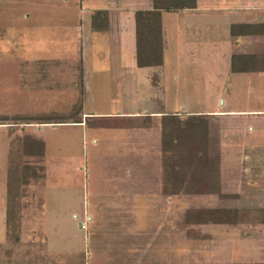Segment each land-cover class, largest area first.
Wrapping results in <instances>:
<instances>
[{
	"label": "rangeland",
	"instance_id": "rangeland-1",
	"mask_svg": "<svg viewBox=\"0 0 264 264\" xmlns=\"http://www.w3.org/2000/svg\"><path fill=\"white\" fill-rule=\"evenodd\" d=\"M150 4L0 0V116L38 119L71 112L77 102L72 89L78 85L75 51L80 45L85 114L264 112V82L232 74L224 58L219 63L214 58L209 19L220 15L213 10L200 14L206 22L197 26L198 40L185 36L179 14L163 15L164 78L161 89L149 88L147 71L136 68L133 58L131 10ZM101 8H107L113 20L123 17L124 23L117 24L121 33L90 32L84 16ZM148 121L132 122L142 128L125 131L96 130L92 123L0 122V264L200 263L209 256L198 250L203 241L195 239L197 229L209 227L187 225V211L264 208V115L212 116L208 123L215 166L212 190L240 194L231 199L218 198L215 192L183 195L179 190L170 198L162 196L159 122ZM122 139L128 143L125 147ZM13 167L16 185L8 192ZM8 196L15 197L14 202ZM10 207L13 222L7 220ZM238 242L231 257L250 255L252 261H261ZM208 252L216 260L230 253Z\"/></svg>",
	"mask_w": 264,
	"mask_h": 264
},
{
	"label": "crops",
	"instance_id": "crops-1",
	"mask_svg": "<svg viewBox=\"0 0 264 264\" xmlns=\"http://www.w3.org/2000/svg\"><path fill=\"white\" fill-rule=\"evenodd\" d=\"M207 1V2H206ZM202 4L198 2V0H194L191 4L183 5V7L177 12H162L161 14V38H162V64L159 66H151L144 65L140 66L137 62V42H136V20L134 18V14L136 11L143 10L148 11L152 10L154 7V2L151 0V4L148 8H139L131 10V17L133 20L134 26V40L135 47L133 58L135 62V66L138 69L146 70L148 73V83L149 88L154 90L161 89V82L163 80L162 76V68L165 61V51H164V32H163V22L162 18L165 13L179 14L181 16V21L179 25L184 27L186 30L185 36H191L193 39L198 40L200 30L197 27L200 22H206L204 19H199L202 12H208L213 10L214 12L219 13L220 17L215 18L213 21L209 19L210 24H212V33L213 36L209 39H212L214 44V58L216 61H219L224 58L229 64V70L232 74H241L251 76L253 78H258V81L264 82V0H206ZM112 3V2H111ZM114 4L113 6L117 7L119 4ZM123 5V4H122ZM125 7V6H124ZM123 7V8H124ZM118 8V7H117ZM116 10L118 11V9ZM126 8H124L125 10ZM127 10V9H126ZM94 11H105L108 18L107 28L104 31H96L92 28V20L91 14ZM122 13V12H121ZM123 16V15H122ZM202 17V16H201ZM88 19V28L90 32L95 34H108L110 32L118 31V25L124 23L123 17L116 18L115 20L111 19L110 11L107 8L94 9L89 11L84 16V19ZM84 22V20H83ZM82 22V23H83ZM111 29V30H110ZM117 29V30H116ZM122 31L119 30L118 33ZM75 36V35H74ZM208 37V35H207ZM79 36L76 35V39ZM78 44V42H77ZM218 49L220 50H216ZM76 56L75 59L78 58L79 70H78V85L77 88H73L72 90L75 92V100L77 101L74 106H80L81 110L79 113L78 121L79 122H70V123H61V124H35L36 126H64V125H80L87 126V124L94 125L93 129H98L102 127H106L108 129H120L125 131L126 129L133 128L134 130L141 129L137 126L133 127L132 122H139L142 119H149L159 122L158 127L160 132V146H159V159L161 163V183H160V194L166 198H170L171 195H166L163 193V182H164V165H163V129L164 124L167 121L166 118L174 113L179 115L181 119H185L188 117H202V119L207 124V145H206V153L209 155L208 149V123L212 116H223V115H264V112L261 110H252V111H229L227 113L224 112H213L212 116L210 114H200V113H190L184 111L180 113L179 111H158V112H149V113H118V114H85L83 111L86 90H85V69H84V60H83V48L80 45L79 49L76 48ZM213 55V52L208 55ZM159 103L160 99L157 100ZM73 106V107H74ZM95 120V121H93ZM94 123V124H93ZM138 124V123H137ZM34 128L33 126H29ZM146 143V142H144ZM123 139L121 140L122 146L125 147L127 145ZM215 166L211 164V188L208 192L204 194L197 195H211V193L215 192V195L218 198H237L240 194L236 191H227L214 189L212 187L213 181V171ZM189 195V194H183ZM224 208V207H223ZM213 209V208H207ZM215 209V208H214ZM230 209H264V208H230ZM202 227H209V229H197V240L203 241L202 248H198V250L206 251V255L204 257H208L205 260H201L200 263H190V264H264V240L258 239V241H254L253 237H264V223H252V224H208V225H199ZM214 229H211V228ZM261 228V229H259ZM190 231V229H188ZM188 232V231H187ZM186 232V234H187ZM188 236V234H187ZM189 238V236L187 237ZM256 240V239H255ZM240 241V242H238ZM237 242L240 244L239 246L245 247L247 252L254 253V255H258L257 257L261 259V261H252V256H246V258L240 257H231V251L234 250V246L236 247ZM244 242L246 243L244 245ZM225 244V248L221 246V244ZM260 243V245H259ZM250 245V246H249ZM214 251L217 249H223L225 253H228L227 257H221L220 260H216L215 258H210L211 255L208 254L209 250ZM238 246V247H239ZM219 248V249H218ZM241 249V250H242ZM208 254V255H207ZM253 255V254H252ZM225 256V255H224ZM213 257H219L218 253ZM219 259V258H218ZM255 259V257H254ZM216 260V261H215Z\"/></svg>",
	"mask_w": 264,
	"mask_h": 264
},
{
	"label": "trees",
	"instance_id": "trees-1",
	"mask_svg": "<svg viewBox=\"0 0 264 264\" xmlns=\"http://www.w3.org/2000/svg\"><path fill=\"white\" fill-rule=\"evenodd\" d=\"M194 0H153L152 10L136 11V42L138 65L159 66L162 64L161 14L177 12L183 5ZM92 28L104 31L108 18L105 11L91 14ZM67 115L52 113V116L29 118L26 116H0L1 123L18 121L23 124H61L79 122L80 106H74ZM163 129V193L173 195V190L181 194H204L211 188V159L205 152L207 145V124L202 117L181 119L173 114L166 118ZM16 167L8 177V192L14 190ZM9 197V196H8ZM12 197V198H11ZM13 196L9 202H14ZM13 206V204H11ZM11 219V220H10ZM7 220L15 221V213L7 215ZM7 222V224H8ZM187 225L208 224H252L264 223V209L197 208L186 213ZM190 232V231H188Z\"/></svg>",
	"mask_w": 264,
	"mask_h": 264
}]
</instances>
